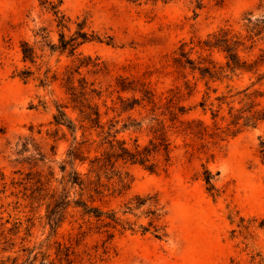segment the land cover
Listing matches in <instances>:
<instances>
[{
	"label": "rangeland",
	"instance_id": "374dc122",
	"mask_svg": "<svg viewBox=\"0 0 264 264\" xmlns=\"http://www.w3.org/2000/svg\"><path fill=\"white\" fill-rule=\"evenodd\" d=\"M55 10L70 20L67 35L83 22L85 30L103 40L86 42L77 52L97 58L102 67L81 72L100 86L104 120H117L123 128L118 137L143 144L165 134L169 143L166 171L125 164L129 188L97 201L134 224L133 231L117 233L110 241L98 233L79 237L70 218L53 232L45 203L31 204L25 197L38 174L61 188L58 162L71 140L68 131V140L55 141L51 135L56 105L65 101L60 76L74 59L50 48L59 34ZM262 26L264 0H0L1 214L30 217V247L47 239L48 244L59 239L71 245L74 264H249L243 245L230 238L228 213L236 219L237 213L264 216V120L217 144L213 157L203 154L204 139L185 128L191 120L193 128H202L196 120L212 123L210 113L198 106L204 85L179 63L177 53L184 44L191 58L202 53L220 62L222 53L202 50L200 41L229 27L243 43L241 55L252 59L264 51ZM21 41L33 47L34 62L22 60ZM23 69L32 72L26 79L17 75ZM258 73H264V66ZM256 77L244 74L231 83L237 89L252 82L258 86ZM215 86L223 89V84ZM118 94L135 96L139 103L121 112ZM202 163L215 173V198L205 189ZM136 196L144 198L141 206L134 205ZM142 226L148 229L144 233ZM257 244L264 245L262 233Z\"/></svg>",
	"mask_w": 264,
	"mask_h": 264
},
{
	"label": "trees",
	"instance_id": "16d2710c",
	"mask_svg": "<svg viewBox=\"0 0 264 264\" xmlns=\"http://www.w3.org/2000/svg\"><path fill=\"white\" fill-rule=\"evenodd\" d=\"M54 15L59 34L57 42L51 44L50 48L74 59L64 67L60 76L65 101L56 105V112L50 121L54 126L51 135L55 141L68 140L65 132L68 131L71 140L63 158L58 162L62 174L59 180L61 188L56 189L51 185V178L43 181L38 174L25 197L31 204L37 201L45 203V219L53 232L70 218L76 224V235L79 237L98 233L110 241L117 233L133 231L134 224H126L115 211L104 209L97 201H102L107 195H119L129 188L131 178L124 169L125 164H137L152 173L166 171L169 143L165 134L152 136L143 144L136 139L128 144L124 138L118 137L123 128L116 126L117 120H104L107 112L102 111L101 106L105 103L100 86L81 72L82 68L88 66L97 70L102 67L96 61L97 58L81 56L77 52L86 42L103 40L93 31L85 30L83 22H78L75 30L67 35L65 30H69V18L59 10H55ZM200 44L202 50L216 49L222 53L223 60L214 61L202 53L193 59L184 44L179 47L177 59L202 81L204 91L198 106L203 112L210 113L212 123L206 125L196 120L202 128H193L191 125L194 120H191L186 122L185 129L190 136L204 139L202 153L213 157L217 144L264 120V84L260 83L264 73H258L264 66V51L261 50L252 59L242 56L240 49L243 43L229 27H219ZM20 51L23 61L34 62V49L27 41H21ZM249 73L257 75L258 86L254 82L241 89L232 85L234 79ZM31 74L30 70L23 69L17 75L26 79ZM212 83L223 84V89L219 91L217 86L212 87ZM116 99L121 112L139 103L135 96L123 97L118 94ZM67 109L74 117L68 114ZM180 112L185 113V108L181 107ZM260 157L264 162V142L260 143ZM201 165L205 189L215 198V173L204 163ZM82 166L84 168H80ZM0 179H4L2 174ZM134 199L136 207L144 203V198L140 196ZM236 215L237 219L231 212L228 213V219L233 225L229 231L230 238L236 240L237 246L243 245L242 250L248 255L249 264H264V245L257 244L259 234L264 235V216ZM29 218L19 214L15 217L10 214L3 216L0 212V264H74L72 246L62 240L54 239L51 245L48 239L32 247L28 245L33 225L27 223L30 222ZM147 230L142 226V233ZM21 232L23 235H20Z\"/></svg>",
	"mask_w": 264,
	"mask_h": 264
}]
</instances>
